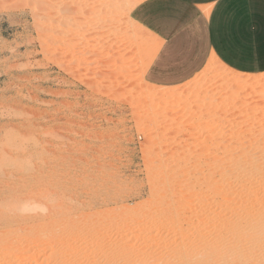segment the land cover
I'll list each match as a JSON object with an SVG mask.
<instances>
[{
    "label": "rangeland",
    "instance_id": "374dc122",
    "mask_svg": "<svg viewBox=\"0 0 264 264\" xmlns=\"http://www.w3.org/2000/svg\"><path fill=\"white\" fill-rule=\"evenodd\" d=\"M85 2L0 0V264L203 261L220 165L264 153V72L211 56L187 82L145 85L131 3ZM263 188L239 178L236 205L257 209Z\"/></svg>",
    "mask_w": 264,
    "mask_h": 264
},
{
    "label": "crops",
    "instance_id": "0c3cea01",
    "mask_svg": "<svg viewBox=\"0 0 264 264\" xmlns=\"http://www.w3.org/2000/svg\"><path fill=\"white\" fill-rule=\"evenodd\" d=\"M130 17L160 38L144 78L187 82L213 54L229 68L264 72V0H144Z\"/></svg>",
    "mask_w": 264,
    "mask_h": 264
},
{
    "label": "bare ground",
    "instance_id": "6f19581e",
    "mask_svg": "<svg viewBox=\"0 0 264 264\" xmlns=\"http://www.w3.org/2000/svg\"><path fill=\"white\" fill-rule=\"evenodd\" d=\"M90 1L94 2L95 0H88V2ZM99 1L103 2L104 5L102 6V8L104 7L103 9H108V8L111 9L112 7L115 8V5L119 0H99ZM121 1H124L125 3H131L127 13L128 16L130 17V13L133 10V8L144 0H135V1L121 0ZM86 2L84 3L85 5ZM70 17L71 19H75V18L77 19L78 16L74 17L71 15ZM110 18H112L111 13H110ZM130 20L132 24L130 25L131 27H129L130 28L129 30L135 31L137 37L145 39L149 42L151 41L150 43L145 41L149 48V53L143 64V68L141 69L142 71L141 74H144L146 69L150 65L151 61L153 60L155 54L157 53L161 41L158 36L152 34L147 28L140 26L131 17ZM103 22L105 23L107 22V20H104ZM115 26L117 25L115 24ZM115 33L116 32H112V35ZM119 43H120L119 40L117 41L116 39H114L111 41L109 48L111 49V47H115ZM213 57H215L216 61L221 66L227 67V65L224 64V62H222L214 54ZM119 62L121 64L125 62L124 56L120 57ZM206 65H209V62L206 63ZM240 77L241 76L239 75L238 78ZM230 80L236 82L234 78ZM143 82L145 85L150 84V82H148L145 79L143 80ZM202 106H204V104L200 105V107ZM249 163H250L249 168L245 172L243 171L244 169L242 168V166L235 161L232 164L231 168L226 169L220 165L219 176L215 182L216 186L215 185L213 186L216 188V192L219 196V199L216 203L218 208V211L216 213V219L214 220V224L212 225L213 227L210 228L211 231L206 230L207 232L200 233V238L203 241L200 251L201 253L207 251L208 256L203 261H201L197 256V258L194 259L193 264H200L201 262H204L203 264H264V188L262 189V194L259 196V197L262 196L261 197L262 199H260V206L257 209L250 211V210H245L243 208L244 207L243 204L236 205L237 201L239 202L237 198L240 196L239 194H236V191H234V186L236 185L239 178L242 177L243 180L246 183H248V185L255 182L259 183V185L261 186L262 184H264V153L263 156L259 158V162H257L256 160L255 161L250 160ZM160 174L159 176H156L157 178H159L157 179L159 180L157 184L160 187L161 186L164 187L166 186L165 183L167 184L166 182L167 178L165 174H162L161 176ZM177 174L178 173L174 174L175 177L173 178V180L177 177ZM181 177L183 178L184 176ZM176 184L172 185V187L175 188ZM249 190L250 187L247 186L246 192H248ZM34 206L35 204L32 206H29L28 204L23 205L21 210L38 208L37 206L36 207ZM24 228L25 227L21 228L20 230L23 231ZM199 231L200 230L198 229L197 232L199 233ZM213 234L215 236L214 238L215 246L211 247L210 245L207 244L208 241L207 238H210ZM2 239L9 242L12 241L11 236H9L8 234L3 236ZM181 244L182 246H185L184 240L181 241ZM9 246H14V245H9ZM15 246L9 247V249L13 250ZM1 251L2 249L0 246V252ZM7 263H9V261H7Z\"/></svg>",
    "mask_w": 264,
    "mask_h": 264
}]
</instances>
